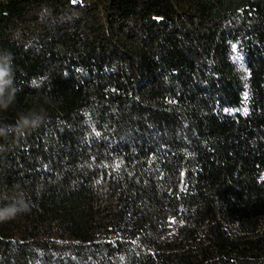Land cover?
<instances>
[{
	"label": "trees",
	"instance_id": "trees-1",
	"mask_svg": "<svg viewBox=\"0 0 264 264\" xmlns=\"http://www.w3.org/2000/svg\"><path fill=\"white\" fill-rule=\"evenodd\" d=\"M0 51V264H264V0H0Z\"/></svg>",
	"mask_w": 264,
	"mask_h": 264
},
{
	"label": "clouds",
	"instance_id": "clouds-1",
	"mask_svg": "<svg viewBox=\"0 0 264 264\" xmlns=\"http://www.w3.org/2000/svg\"><path fill=\"white\" fill-rule=\"evenodd\" d=\"M20 91L15 85V70L13 67V57L10 52L0 51V110L6 111L16 100V95ZM43 116L39 113L22 114L17 123V131H27L38 127ZM9 127L0 126V137L9 134ZM7 199V197H5ZM30 211L22 193H17L15 198L4 207H0V223L14 220L18 215Z\"/></svg>",
	"mask_w": 264,
	"mask_h": 264
}]
</instances>
